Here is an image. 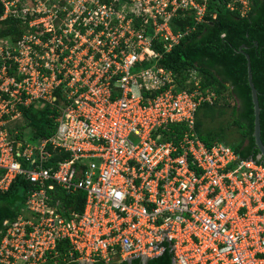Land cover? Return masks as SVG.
Listing matches in <instances>:
<instances>
[{
  "label": "built area",
  "instance_id": "1",
  "mask_svg": "<svg viewBox=\"0 0 264 264\" xmlns=\"http://www.w3.org/2000/svg\"><path fill=\"white\" fill-rule=\"evenodd\" d=\"M207 1L0 0L19 31L0 36V191L28 183L0 264H264V164L206 145L195 111L217 94L158 64ZM29 106L56 113L49 135L32 136Z\"/></svg>",
  "mask_w": 264,
  "mask_h": 264
},
{
  "label": "trees",
  "instance_id": "2",
  "mask_svg": "<svg viewBox=\"0 0 264 264\" xmlns=\"http://www.w3.org/2000/svg\"><path fill=\"white\" fill-rule=\"evenodd\" d=\"M1 10L0 6V13ZM210 13H213V16L209 15ZM206 14L195 24L190 17L177 21L174 28L182 29L186 25L192 28L162 54L158 64L170 69L178 84L185 78L187 70L194 69L199 76L201 88H207L217 94L211 104L203 103L195 111L194 128L206 145L219 140L228 144L239 155L253 157L256 149L251 135L252 103L246 82L245 60L238 48L241 46L242 53L249 59L251 82L259 107V138L264 146V1L250 0L247 14L239 16L235 11L227 10L221 0H208ZM0 25V36L19 33L11 18L0 20ZM229 100L232 102L229 103ZM226 107L229 108L230 123L235 126L237 133L234 137H230L231 131L220 125L215 128L204 126L206 119L220 115ZM23 114L28 120L33 137L47 136L52 132L56 113L48 106L39 109L29 106ZM171 126L175 129L180 127L178 124ZM219 132L224 134L220 135ZM260 161L264 164V159ZM27 185L26 181L15 177L5 190L0 191V234L2 221L14 217L24 198ZM78 195L82 196V193L78 192ZM57 247L60 249L59 244ZM67 264H77V261ZM130 264L140 262L132 259ZM146 264H170L169 255L165 252L147 260Z\"/></svg>",
  "mask_w": 264,
  "mask_h": 264
},
{
  "label": "water",
  "instance_id": "3",
  "mask_svg": "<svg viewBox=\"0 0 264 264\" xmlns=\"http://www.w3.org/2000/svg\"><path fill=\"white\" fill-rule=\"evenodd\" d=\"M238 51L244 57L245 65H246V68H245L246 82H247V85L249 87L250 100L252 103V132H251V135L253 138V145L256 149V151L253 153V157H254V161H259L260 159H264V146L261 143V140L259 138V122H258L259 107L257 104L255 89H254L252 82H251L248 56L245 53L244 54L242 53V47L241 46L238 48ZM130 259H131L130 257L125 259L126 264H130ZM138 260H140V264H146L147 260H149V259H147L144 254H141V255L137 256V262H138ZM77 264H93V263L91 261H83L81 259H78ZM104 264H108V263H104ZM109 264H118V263H117V261H115V262L109 263Z\"/></svg>",
  "mask_w": 264,
  "mask_h": 264
},
{
  "label": "rangeland",
  "instance_id": "4",
  "mask_svg": "<svg viewBox=\"0 0 264 264\" xmlns=\"http://www.w3.org/2000/svg\"><path fill=\"white\" fill-rule=\"evenodd\" d=\"M148 63H144V64H141L139 66H136V67H132L130 69V71H136L144 66H146ZM229 103H231L232 101L229 100L228 101ZM228 110L229 108L226 107L224 110H223V113H221L220 115H216V116H213L211 119H206L205 122H204V126H211L213 128H215L216 126L220 125L222 126L225 130L227 131H231V136L230 137H234L237 135L236 133V130H235V126L230 123V116H229V113H228ZM21 123V121L19 119H16L12 122L13 125H19ZM220 135L224 134L223 132H219ZM224 138H225V135H224ZM232 141H235V140H232Z\"/></svg>",
  "mask_w": 264,
  "mask_h": 264
},
{
  "label": "flooded vegetation",
  "instance_id": "5",
  "mask_svg": "<svg viewBox=\"0 0 264 264\" xmlns=\"http://www.w3.org/2000/svg\"><path fill=\"white\" fill-rule=\"evenodd\" d=\"M131 261V260H130Z\"/></svg>",
  "mask_w": 264,
  "mask_h": 264
}]
</instances>
